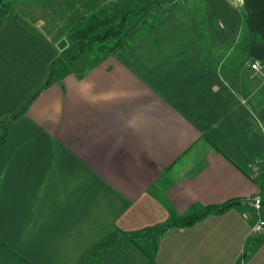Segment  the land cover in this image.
<instances>
[{
	"label": "crops",
	"instance_id": "0c3cea01",
	"mask_svg": "<svg viewBox=\"0 0 264 264\" xmlns=\"http://www.w3.org/2000/svg\"><path fill=\"white\" fill-rule=\"evenodd\" d=\"M44 26L22 11L0 25V264H89L119 233L225 203L167 232L155 264L237 263L264 220L246 169L264 157V0H190L42 88L66 51ZM147 263L124 241L92 264ZM240 264H264V242Z\"/></svg>",
	"mask_w": 264,
	"mask_h": 264
},
{
	"label": "trees",
	"instance_id": "16d2710c",
	"mask_svg": "<svg viewBox=\"0 0 264 264\" xmlns=\"http://www.w3.org/2000/svg\"><path fill=\"white\" fill-rule=\"evenodd\" d=\"M23 1L0 0V25L14 13L12 9L8 10L7 7H12ZM189 2L190 0H120L113 3L112 11L108 14L98 19H94V16L91 15L89 18L94 20L91 25L72 31L69 46L74 50L73 54L68 58L60 57L51 63L42 88L50 85L57 74L66 73L73 62L86 52L93 50L99 55H106L117 49L129 50L137 36L151 30L170 10L177 8L179 11H184V8L188 7ZM99 12L102 13L100 10ZM194 13L195 11L191 10L185 15H189V18H191ZM194 28L198 38L199 51L202 53L203 26L196 23ZM143 29L144 32L141 33ZM25 108L26 106L13 115L11 119L20 117L24 113ZM6 123L7 119L1 122L4 131ZM3 141L4 137L1 139L0 145ZM233 205V203H225L208 207L194 206L183 215L170 212L168 220L156 229H145L135 234H117L91 258L89 264H92L105 251L116 247L124 241H130L141 250L148 259L147 264H155V254L158 245L167 232L173 229L194 226L207 217L221 215ZM263 242L264 232L246 244L243 254L235 264H240L242 258L248 257Z\"/></svg>",
	"mask_w": 264,
	"mask_h": 264
},
{
	"label": "rangeland",
	"instance_id": "374dc122",
	"mask_svg": "<svg viewBox=\"0 0 264 264\" xmlns=\"http://www.w3.org/2000/svg\"><path fill=\"white\" fill-rule=\"evenodd\" d=\"M120 0H24L20 4L7 7L14 13L22 11L29 16L41 18L45 22V29L49 30L51 37L59 39V44L66 50L62 58H68L73 54L69 46L72 31L88 27L94 20L112 11V5ZM102 11V13L99 12ZM144 32V29L141 33ZM66 34V35H65ZM95 51L86 52L81 58V65L90 63L89 58ZM99 55V54H97ZM264 198V191L262 192ZM247 207V206H246ZM264 214V206H263Z\"/></svg>",
	"mask_w": 264,
	"mask_h": 264
},
{
	"label": "built area",
	"instance_id": "2783aa9c",
	"mask_svg": "<svg viewBox=\"0 0 264 264\" xmlns=\"http://www.w3.org/2000/svg\"><path fill=\"white\" fill-rule=\"evenodd\" d=\"M250 68L255 73L262 74V64L254 62L250 65ZM248 171V177L251 181L258 185L259 189L264 191V157L256 158L246 165ZM255 206L259 208L260 199L256 200ZM245 218H249L247 214L243 215ZM264 232V220L258 219L252 227V234L260 235Z\"/></svg>",
	"mask_w": 264,
	"mask_h": 264
},
{
	"label": "water",
	"instance_id": "95a60500",
	"mask_svg": "<svg viewBox=\"0 0 264 264\" xmlns=\"http://www.w3.org/2000/svg\"><path fill=\"white\" fill-rule=\"evenodd\" d=\"M242 203L243 204H253V205H255L256 204V200H243Z\"/></svg>",
	"mask_w": 264,
	"mask_h": 264
}]
</instances>
